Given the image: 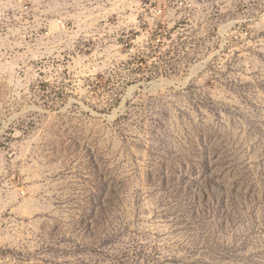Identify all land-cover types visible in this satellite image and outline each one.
I'll use <instances>...</instances> for the list:
<instances>
[{
  "label": "rangeland",
  "instance_id": "rangeland-1",
  "mask_svg": "<svg viewBox=\"0 0 264 264\" xmlns=\"http://www.w3.org/2000/svg\"><path fill=\"white\" fill-rule=\"evenodd\" d=\"M0 0V264H264V0Z\"/></svg>",
  "mask_w": 264,
  "mask_h": 264
},
{
  "label": "built area",
  "instance_id": "built-area-1",
  "mask_svg": "<svg viewBox=\"0 0 264 264\" xmlns=\"http://www.w3.org/2000/svg\"><path fill=\"white\" fill-rule=\"evenodd\" d=\"M139 3L143 4L144 2V11L146 15L150 14L153 17L159 16L160 14L169 13L172 11L170 7V1L176 6V8L186 7L190 0H137ZM160 17V16H159Z\"/></svg>",
  "mask_w": 264,
  "mask_h": 264
}]
</instances>
